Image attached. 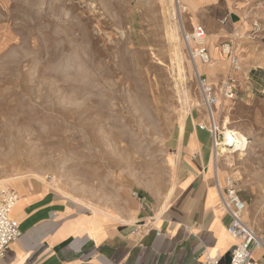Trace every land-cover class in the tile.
<instances>
[{"label": "rangeland", "instance_id": "374dc122", "mask_svg": "<svg viewBox=\"0 0 264 264\" xmlns=\"http://www.w3.org/2000/svg\"><path fill=\"white\" fill-rule=\"evenodd\" d=\"M180 1L185 11L175 0H0V187L41 181L120 225L133 192L164 203L190 139L210 143L199 74L222 102L217 137L225 116L245 137L219 165L264 235V0ZM196 25L209 61L193 65Z\"/></svg>", "mask_w": 264, "mask_h": 264}, {"label": "crops", "instance_id": "0c3cea01", "mask_svg": "<svg viewBox=\"0 0 264 264\" xmlns=\"http://www.w3.org/2000/svg\"><path fill=\"white\" fill-rule=\"evenodd\" d=\"M209 137L210 143L205 137L188 142L191 152L178 164L168 200L134 197L132 217L122 225L44 182L16 180V186L8 185L19 196L9 214L19 222L20 235L0 264H200L208 255L227 264L236 240L227 232L230 216L219 205L216 182L223 185L225 176L222 159L213 165ZM252 264H264L263 248L253 250Z\"/></svg>", "mask_w": 264, "mask_h": 264}, {"label": "built area", "instance_id": "2783aa9c", "mask_svg": "<svg viewBox=\"0 0 264 264\" xmlns=\"http://www.w3.org/2000/svg\"><path fill=\"white\" fill-rule=\"evenodd\" d=\"M224 16L220 21H226ZM254 31L259 30V23L252 22ZM206 35L201 25L193 27L190 38L196 41L197 46L194 52L198 58L206 62L208 60V51L204 44ZM222 52L229 53V43L222 44ZM233 69H239L238 61L235 57L231 59ZM198 83L203 94L204 104L208 109L206 121L200 122L198 128L206 130L211 136L212 155L216 148V137L218 129L215 126V120L212 109L215 108L219 95L214 91L213 86L206 82L204 77L198 74ZM222 94L228 98L235 96L233 81H225ZM220 93V92H219ZM217 181V180H216ZM219 195V205L230 216V222L227 226V232L236 240L235 245L230 251L227 264H252V253L255 248L264 249V235L257 234L242 218L246 208V201L243 200L230 176H225L223 185L216 182ZM132 195L137 196L135 192ZM18 193L8 185L0 187V259L4 257L10 244L20 235V224L10 216V210L18 201ZM200 264H219L214 256H206Z\"/></svg>", "mask_w": 264, "mask_h": 264}, {"label": "bare ground", "instance_id": "6f19581e", "mask_svg": "<svg viewBox=\"0 0 264 264\" xmlns=\"http://www.w3.org/2000/svg\"><path fill=\"white\" fill-rule=\"evenodd\" d=\"M175 3H176V7L179 9V12H182V11H185L186 10V6L184 3H182L180 0H175ZM177 9V10H178ZM178 12V11H177ZM185 39L186 41L188 40H191L194 42V44H197L195 40H192L190 38V35H185ZM204 43H206V37L204 39ZM195 46V45H194ZM193 47H189V54H190V57L192 59V62L194 63L195 62V58L198 56L196 55V53L194 52V48ZM209 55V54H208ZM209 58V57H208ZM199 59V58H198ZM200 60V59H199ZM201 61V60H200ZM209 61V60H207ZM206 61V62H207ZM203 62V61H202ZM195 65V63L193 64ZM192 66V65H191ZM194 67V66H193ZM196 68V67H195ZM195 70V69H194ZM195 72V71H194ZM198 73V72H197ZM222 103V102H221ZM221 103H216V106H215V109H219L222 111V105ZM216 116V113L214 112V118ZM222 117V116H221ZM219 118V117H218ZM217 119V118H216ZM215 120V126H216V123H220V120ZM229 118L227 116H225L223 118V121L222 123L220 124V134L222 135V139L220 140L219 139V136L216 137V148L213 150V162H214V167H215V164L217 165L218 164V161H220L221 157L223 155H225V153L231 151L229 150L228 147H226L225 145H230V146H233V149L234 151L238 152L239 154L243 151L244 149V145L246 144V141H245V137L243 134H241L239 131H234L232 129H230L227 125L229 124ZM218 168V166H217ZM218 171H219V168H218ZM219 173V172H218ZM242 218H243V215H242Z\"/></svg>", "mask_w": 264, "mask_h": 264}]
</instances>
